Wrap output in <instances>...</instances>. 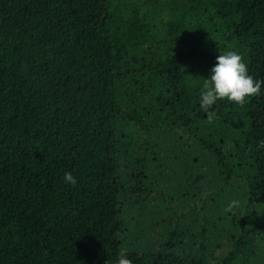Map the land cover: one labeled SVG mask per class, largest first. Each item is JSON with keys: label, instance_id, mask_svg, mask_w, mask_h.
<instances>
[{"label": "trees", "instance_id": "16d2710c", "mask_svg": "<svg viewBox=\"0 0 264 264\" xmlns=\"http://www.w3.org/2000/svg\"><path fill=\"white\" fill-rule=\"evenodd\" d=\"M230 50L264 79V0H0V264H116L121 249L133 264H209L204 242L190 262L174 245L124 248V209L158 158L147 146L127 172L123 121L183 132L227 181L244 170L264 228V85L212 119L200 107ZM253 238L221 264H254Z\"/></svg>", "mask_w": 264, "mask_h": 264}, {"label": "rangeland", "instance_id": "374dc122", "mask_svg": "<svg viewBox=\"0 0 264 264\" xmlns=\"http://www.w3.org/2000/svg\"><path fill=\"white\" fill-rule=\"evenodd\" d=\"M134 124L121 123L131 138L129 150L135 152L132 158L123 155L122 165L130 172L147 146L158 161L147 165L153 183L148 185L149 192L143 193L144 198L132 197L124 209V248L170 251L169 245H174L175 252L190 262L204 242L209 264H221L231 241L253 236L254 264H264L262 201L248 191L246 172L236 169L227 181L215 161L201 158L193 138L156 123L148 132ZM233 200L238 204L228 211ZM171 233H175L173 243L167 240Z\"/></svg>", "mask_w": 264, "mask_h": 264}, {"label": "clouds", "instance_id": "9594fccd", "mask_svg": "<svg viewBox=\"0 0 264 264\" xmlns=\"http://www.w3.org/2000/svg\"><path fill=\"white\" fill-rule=\"evenodd\" d=\"M210 73L204 79L200 91V107L209 119L214 117L212 109L218 101L227 100L244 105L249 97L260 95L261 87L264 85V79H256L249 73L243 56L235 50L220 53ZM261 144L264 146V142ZM64 180L73 186L77 184V178L70 171L65 172ZM237 204L238 201L233 200L227 210L231 211ZM117 256L116 264H133L126 250L121 249Z\"/></svg>", "mask_w": 264, "mask_h": 264}]
</instances>
